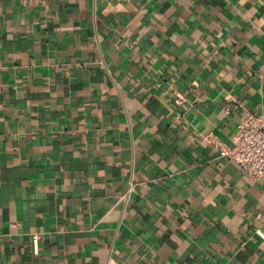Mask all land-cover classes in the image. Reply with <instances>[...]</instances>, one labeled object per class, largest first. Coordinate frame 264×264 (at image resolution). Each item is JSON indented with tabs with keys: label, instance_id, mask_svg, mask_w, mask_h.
Masks as SVG:
<instances>
[{
	"label": "crops",
	"instance_id": "obj_1",
	"mask_svg": "<svg viewBox=\"0 0 264 264\" xmlns=\"http://www.w3.org/2000/svg\"><path fill=\"white\" fill-rule=\"evenodd\" d=\"M264 0H0V264H264Z\"/></svg>",
	"mask_w": 264,
	"mask_h": 264
},
{
	"label": "built area",
	"instance_id": "obj_2",
	"mask_svg": "<svg viewBox=\"0 0 264 264\" xmlns=\"http://www.w3.org/2000/svg\"><path fill=\"white\" fill-rule=\"evenodd\" d=\"M221 159L238 164L253 180H264V118L250 112L241 118L232 144L214 134L205 136Z\"/></svg>",
	"mask_w": 264,
	"mask_h": 264
}]
</instances>
